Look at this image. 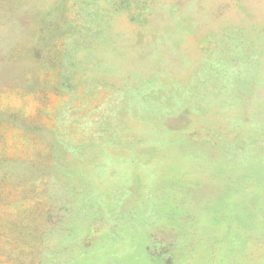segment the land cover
Listing matches in <instances>:
<instances>
[{
	"label": "rangeland",
	"instance_id": "374dc122",
	"mask_svg": "<svg viewBox=\"0 0 264 264\" xmlns=\"http://www.w3.org/2000/svg\"><path fill=\"white\" fill-rule=\"evenodd\" d=\"M0 264H264V0H0Z\"/></svg>",
	"mask_w": 264,
	"mask_h": 264
}]
</instances>
